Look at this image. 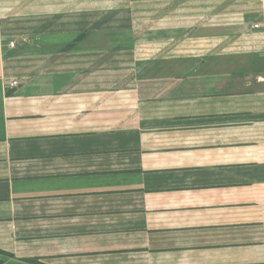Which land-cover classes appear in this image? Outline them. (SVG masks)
<instances>
[{
    "label": "crops",
    "instance_id": "0c3cea01",
    "mask_svg": "<svg viewBox=\"0 0 264 264\" xmlns=\"http://www.w3.org/2000/svg\"><path fill=\"white\" fill-rule=\"evenodd\" d=\"M0 264H264V0H0Z\"/></svg>",
    "mask_w": 264,
    "mask_h": 264
},
{
    "label": "built area",
    "instance_id": "2783aa9c",
    "mask_svg": "<svg viewBox=\"0 0 264 264\" xmlns=\"http://www.w3.org/2000/svg\"><path fill=\"white\" fill-rule=\"evenodd\" d=\"M15 43L12 41V45H14Z\"/></svg>",
    "mask_w": 264,
    "mask_h": 264
}]
</instances>
